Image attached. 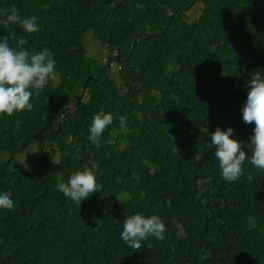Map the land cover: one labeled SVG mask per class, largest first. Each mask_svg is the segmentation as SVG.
Segmentation results:
<instances>
[{
    "label": "trees",
    "instance_id": "16d2710c",
    "mask_svg": "<svg viewBox=\"0 0 264 264\" xmlns=\"http://www.w3.org/2000/svg\"><path fill=\"white\" fill-rule=\"evenodd\" d=\"M13 4L38 32L4 28ZM7 31L48 50L55 78L30 111L0 115V193L14 201L0 209V264H264V171L246 161L228 182L209 147L231 127L250 151L242 108L252 74L264 77V0H0ZM89 34L116 74L88 55ZM100 110L114 120L93 144ZM85 167L99 192L80 204L56 185ZM136 213L159 215L165 239L128 247L123 220Z\"/></svg>",
    "mask_w": 264,
    "mask_h": 264
},
{
    "label": "clouds",
    "instance_id": "9594fccd",
    "mask_svg": "<svg viewBox=\"0 0 264 264\" xmlns=\"http://www.w3.org/2000/svg\"><path fill=\"white\" fill-rule=\"evenodd\" d=\"M2 15L5 17L2 23L6 30L10 25L19 26L28 34L40 30L38 18L23 16L15 4L4 10ZM7 33L8 35L0 37V115L11 116L33 108L31 103L33 90H42L50 79L55 78V60L46 49L38 53L29 52L24 48L28 43L25 38L18 37L14 31ZM247 87L242 119L246 124L255 125L254 134L248 144L250 151H245L242 142L233 138L235 130L231 127L226 131L218 127L211 133L209 142V147L215 149L214 155L218 160L221 176L228 182H235L241 178L246 161L256 169L264 171V77L258 71L254 72ZM86 96L85 91L81 101ZM76 107L77 104L73 105L70 111ZM113 120L111 113L100 110L93 116L87 139L97 144ZM119 124L121 132H126L127 118L121 116ZM247 180L251 182L253 177L248 175ZM56 187L65 197L80 204L92 194L99 192L94 171L87 167L72 172L67 182H58ZM5 190L7 192L0 193V209L11 210L14 207L13 193L9 188ZM165 232L166 225L159 215L146 217L136 213L123 220L121 239L128 247L139 251L142 248V241L149 237L164 240Z\"/></svg>",
    "mask_w": 264,
    "mask_h": 264
},
{
    "label": "rangeland",
    "instance_id": "374dc122",
    "mask_svg": "<svg viewBox=\"0 0 264 264\" xmlns=\"http://www.w3.org/2000/svg\"><path fill=\"white\" fill-rule=\"evenodd\" d=\"M198 16H199V11H198V13H194V12H191L190 13V17L191 18H195V17H198ZM187 19H188V17H187ZM89 36H91L90 38H92V39H90L89 44L86 45L87 52L89 53L88 55L91 56V57H94L95 55H98V58H100L101 56H104V58L109 61V57L112 56V52H108L107 47L101 46L98 43L97 39L94 36H92V34L91 35L89 34ZM100 59H102V62H103L104 59L103 58H100ZM92 67L95 68L94 65H92ZM119 69L120 68H118L117 63L116 62H113L112 66H111V73L112 74H116V72ZM32 153H34V152H32ZM24 156H25V159H27V154H24ZM33 157H35V156H33Z\"/></svg>",
    "mask_w": 264,
    "mask_h": 264
},
{
    "label": "water",
    "instance_id": "95a60500",
    "mask_svg": "<svg viewBox=\"0 0 264 264\" xmlns=\"http://www.w3.org/2000/svg\"><path fill=\"white\" fill-rule=\"evenodd\" d=\"M113 54V53H112ZM111 68V56L109 57V61H108V69ZM108 77V76H107ZM85 91H86V86L84 87V91L81 94V97H83L85 95ZM72 108H70L68 111H70ZM67 111V112H68Z\"/></svg>",
    "mask_w": 264,
    "mask_h": 264
}]
</instances>
